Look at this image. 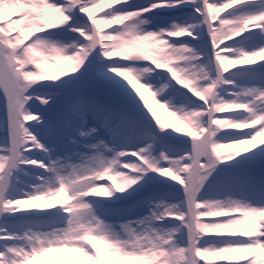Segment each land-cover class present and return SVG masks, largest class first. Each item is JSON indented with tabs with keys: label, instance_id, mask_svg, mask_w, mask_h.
<instances>
[{
	"label": "snow or ice",
	"instance_id": "1",
	"mask_svg": "<svg viewBox=\"0 0 264 264\" xmlns=\"http://www.w3.org/2000/svg\"><path fill=\"white\" fill-rule=\"evenodd\" d=\"M104 3L0 0V264H264V0Z\"/></svg>",
	"mask_w": 264,
	"mask_h": 264
},
{
	"label": "rangeland",
	"instance_id": "2",
	"mask_svg": "<svg viewBox=\"0 0 264 264\" xmlns=\"http://www.w3.org/2000/svg\"><path fill=\"white\" fill-rule=\"evenodd\" d=\"M106 4H107V0H105V3L102 4V7H103L105 10H107V8H108V5H106ZM93 15H94V17L99 18V17H98L99 14H98L97 12H96L95 14H93ZM221 15H223V13H222ZM114 26H115V25H114ZM107 29H108L109 32L111 31V27H110V26H109ZM229 42H230V41H229ZM115 58H118V57H115ZM115 58H114V59H115ZM50 71H55V69H50ZM150 102H151V100H150ZM153 108H154V110L156 111L157 116H159L161 122L166 123V124H167V123H175V118H174L173 116L170 115V110H165L164 108H161V107H160L159 105H157V104H154V105H153ZM3 114H4L3 104H2V102H0V117H2ZM219 115H227V114L225 113V114H219ZM229 150H230V149H229ZM229 150L224 149V151H229ZM110 182H111V181H110ZM202 264H204V262H202ZM211 264H218V262H216L214 259H212Z\"/></svg>",
	"mask_w": 264,
	"mask_h": 264
},
{
	"label": "bare ground",
	"instance_id": "3",
	"mask_svg": "<svg viewBox=\"0 0 264 264\" xmlns=\"http://www.w3.org/2000/svg\"><path fill=\"white\" fill-rule=\"evenodd\" d=\"M107 4H108V3H107ZM107 4H106V5H107ZM117 6H118V5H117ZM104 11H109V9L105 10V9L102 7V5H101V7H100L99 9H95V10H93V14H95V13L97 12V13L99 14L98 17L100 18V17L103 16V12H104ZM101 27H102L103 31H105V32H109L108 29H107L109 26H104V25H102ZM225 149H226V150H229L228 148H225Z\"/></svg>",
	"mask_w": 264,
	"mask_h": 264
}]
</instances>
